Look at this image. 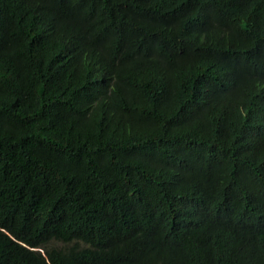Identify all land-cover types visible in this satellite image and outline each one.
I'll use <instances>...</instances> for the list:
<instances>
[{
  "label": "trees",
  "instance_id": "1",
  "mask_svg": "<svg viewBox=\"0 0 264 264\" xmlns=\"http://www.w3.org/2000/svg\"><path fill=\"white\" fill-rule=\"evenodd\" d=\"M0 264H264V0H0Z\"/></svg>",
  "mask_w": 264,
  "mask_h": 264
}]
</instances>
